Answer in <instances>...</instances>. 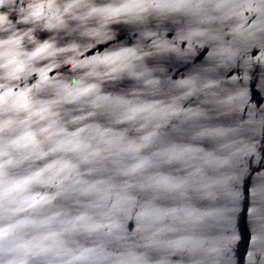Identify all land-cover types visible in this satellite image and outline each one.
Listing matches in <instances>:
<instances>
[{"label":"clouds","instance_id":"clouds-1","mask_svg":"<svg viewBox=\"0 0 264 264\" xmlns=\"http://www.w3.org/2000/svg\"><path fill=\"white\" fill-rule=\"evenodd\" d=\"M5 6L0 264H205L216 251L205 230L220 216L215 202L226 184L209 172L228 164L223 153L235 130L203 126L193 133V140L215 141L217 150L177 142L157 147L173 121L178 129L207 116L184 101L217 96L221 82L200 72L176 80L158 75L149 57L184 53L150 24L186 17L178 39L189 50L193 42L218 41L209 57L225 63L238 54L237 45L264 40V0H0ZM233 21L232 40L225 42L222 28ZM114 24L137 26L140 41L86 55L111 38ZM44 32L50 35L41 39ZM126 79L137 86L107 87ZM235 98L216 103L227 107ZM165 164L189 171L159 170ZM193 192L207 203H194ZM138 193L153 195L141 200ZM161 196L174 203L162 206Z\"/></svg>","mask_w":264,"mask_h":264},{"label":"water","instance_id":"water-1","mask_svg":"<svg viewBox=\"0 0 264 264\" xmlns=\"http://www.w3.org/2000/svg\"><path fill=\"white\" fill-rule=\"evenodd\" d=\"M19 3V0H17ZM0 11H9L8 7ZM15 20L17 14L12 13ZM255 17L249 19L250 24ZM229 22L222 28L224 41L232 40ZM186 17L172 18L164 22L153 20L150 26L161 34L162 38L178 43L183 55L175 53L149 57L147 63L156 68L157 74L165 80L183 78L200 72L209 78L219 80L220 87L214 91L217 96L200 94L184 101V106L200 105L207 110V116L197 121H191L174 129L173 121L162 130L160 144L171 142L202 145L207 150H217L218 144L209 139L193 140V133L203 126H223L234 129L228 140L234 141L231 148L225 149V155H230L227 165L210 175L223 176L226 184L221 190L215 205L221 210L219 218L206 228V234L214 240L216 251L207 254L205 264H264V40L251 44L237 45L239 52L233 60L220 63L218 59L210 58L209 53L219 42L210 41L204 45L193 42L189 50L187 40H179L178 36L187 27ZM18 27H25L18 25ZM216 27H220L217 25ZM112 36L102 40L90 49L86 55L103 52L105 49L131 45L140 41V30L137 26L114 24L111 26ZM7 33L0 32V36ZM41 39L50 33H38ZM63 42V40L61 41ZM145 46L150 40H143ZM55 71L67 72L68 68ZM55 74V72L53 73ZM35 79V77H33ZM130 80L118 81L107 85L115 91L128 92L136 87ZM167 90L168 85H164ZM162 92L159 97L167 95ZM234 95L236 98L227 107L218 105L221 97ZM161 171L174 175H185L189 169L179 164L162 165ZM141 200L150 198L152 193H138ZM194 203L206 204L200 201L196 193H192ZM157 202L162 206H171L174 201L161 196ZM127 220V229L132 232L136 227L134 218ZM173 259H181L174 257Z\"/></svg>","mask_w":264,"mask_h":264}]
</instances>
